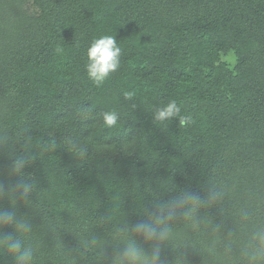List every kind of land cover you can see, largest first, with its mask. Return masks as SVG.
I'll return each instance as SVG.
<instances>
[{
	"label": "trees",
	"instance_id": "16d2710c",
	"mask_svg": "<svg viewBox=\"0 0 264 264\" xmlns=\"http://www.w3.org/2000/svg\"><path fill=\"white\" fill-rule=\"evenodd\" d=\"M0 264H264V0H0Z\"/></svg>",
	"mask_w": 264,
	"mask_h": 264
}]
</instances>
